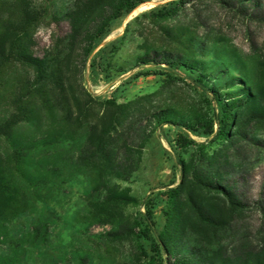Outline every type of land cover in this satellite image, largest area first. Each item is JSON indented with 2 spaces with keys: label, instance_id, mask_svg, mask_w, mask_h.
Returning a JSON list of instances; mask_svg holds the SVG:
<instances>
[{
  "label": "rangeland",
  "instance_id": "374dc122",
  "mask_svg": "<svg viewBox=\"0 0 264 264\" xmlns=\"http://www.w3.org/2000/svg\"><path fill=\"white\" fill-rule=\"evenodd\" d=\"M114 1L0 0V48L15 37L21 55L43 59L62 83L46 98L27 87L31 66L0 60V121L15 98L27 112L0 137V264H166L198 249L191 264H254L264 249V120L250 111L264 108V0H148L89 42ZM164 57L195 70L141 61ZM200 85L225 103L251 95L240 136L214 137L220 109ZM163 111L195 130L182 131L202 153L180 151L177 128L152 120ZM102 132L110 164L96 152ZM194 153L197 170H219L247 206L214 233L185 193L176 204L168 193L180 181L178 156L190 163ZM158 236L169 255L154 248Z\"/></svg>",
  "mask_w": 264,
  "mask_h": 264
},
{
  "label": "trees",
  "instance_id": "16d2710c",
  "mask_svg": "<svg viewBox=\"0 0 264 264\" xmlns=\"http://www.w3.org/2000/svg\"><path fill=\"white\" fill-rule=\"evenodd\" d=\"M146 1L148 0H115L110 12L101 19L94 32L91 34L89 42H93L102 34L110 20L119 18L123 13L130 12L136 7V5ZM183 4L182 0H178L177 6H182ZM7 46L8 49L6 51L0 48L1 61L18 62L19 64H26L33 68V79L27 83L30 92L31 90L36 89L38 92H42L43 96L48 98V96L55 93L54 91H59L58 88L59 86L62 87V83L61 81L58 82L59 77L55 75L52 67L46 64L43 59H38L32 56L24 57L21 55L19 41L16 40L15 37L7 43ZM141 61L143 64L151 62L158 66L165 65L168 68V72L171 74L176 73L175 70L180 67L187 68L190 72L195 70L171 58L164 57L159 61H149L147 58H144L141 59ZM196 82L200 83V81ZM199 88L209 94L212 101L215 102L220 109V113L214 115V120L218 122V129L214 137H222L224 140H231L234 137L240 136V123H242L243 110L246 107L245 103L248 99L250 100L251 95L245 93L246 91H243L247 95L246 99H235L232 102L225 103L222 99L225 93H219L214 87H205L204 85H200ZM239 91L242 92V89H239ZM46 102H48V99H46ZM12 104L14 106V111L10 118L8 120L0 121V137H7L11 126L25 119L27 116V112L21 108L18 98H15ZM250 117L252 119L264 120V108L261 109L258 105L255 107L253 105L250 111ZM233 119L239 120V124L234 126V129L232 130ZM152 120H154L159 127L169 125L177 128L178 137L176 138V144L180 151L185 148L186 144H191L198 149V153L203 152L204 144L190 140L186 133L182 131L189 129L193 131L195 130L185 124L172 120L167 111L152 115ZM106 136L107 134L104 132L96 136L95 147L97 154H99V160L102 162H109L110 164L111 155L106 149ZM196 156L195 153L192 155L190 163H185L181 160L180 156H178L175 164L180 173V181L177 186L170 189L168 193L174 204L177 203L180 194L185 193L186 202L193 215L196 216L199 223H202L206 227L207 231L214 233L225 228L229 221L234 217L240 216L247 209V206L239 199L233 187L225 183L223 174L219 170L210 173L198 171L195 162H199L202 157L196 159ZM105 168L117 177L122 176L120 171H118L119 169L115 166H106ZM127 170L132 171L130 168H127ZM7 192L8 187L4 178L3 167L0 163V195H5ZM196 192L211 194L214 196V201L208 197H198L194 194ZM143 220L145 221L147 230H151L152 222L150 221L149 213L144 216ZM179 232L180 230L176 229L174 234H179ZM169 241L170 240L165 236H158L154 248L157 250L161 249L166 255H169L171 251ZM200 254L201 251L198 249L189 252L187 256H182L176 259L173 263L167 259L165 262L166 264H191L192 260L190 258L194 259ZM249 259L252 260L254 264H264V249L256 255H252ZM217 262L219 264H226V262L229 263L230 261L218 259Z\"/></svg>",
  "mask_w": 264,
  "mask_h": 264
},
{
  "label": "bare ground",
  "instance_id": "6f19581e",
  "mask_svg": "<svg viewBox=\"0 0 264 264\" xmlns=\"http://www.w3.org/2000/svg\"><path fill=\"white\" fill-rule=\"evenodd\" d=\"M140 7H141V6H140ZM133 11H134V10H133ZM137 11H138V10H137ZM137 11H136V12H137Z\"/></svg>",
  "mask_w": 264,
  "mask_h": 264
}]
</instances>
